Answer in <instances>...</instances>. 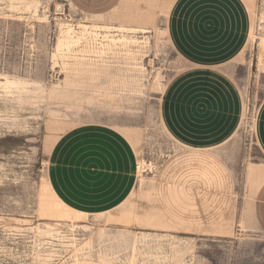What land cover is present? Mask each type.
Wrapping results in <instances>:
<instances>
[{"label":"rangeland","instance_id":"rangeland-1","mask_svg":"<svg viewBox=\"0 0 264 264\" xmlns=\"http://www.w3.org/2000/svg\"><path fill=\"white\" fill-rule=\"evenodd\" d=\"M263 99L264 0H0V264H264L237 164ZM94 127L136 158L130 190L89 213L52 160Z\"/></svg>","mask_w":264,"mask_h":264},{"label":"crops","instance_id":"crops-1","mask_svg":"<svg viewBox=\"0 0 264 264\" xmlns=\"http://www.w3.org/2000/svg\"><path fill=\"white\" fill-rule=\"evenodd\" d=\"M254 114L251 123L243 128L251 131L248 153L237 164L241 166L243 220L248 230L264 234V99ZM214 115L218 121L213 126V141L219 145L227 136L226 108ZM132 128L140 142V132ZM62 134L54 151L52 179L67 205L94 213L130 190L136 146L118 129H68Z\"/></svg>","mask_w":264,"mask_h":264},{"label":"bare ground","instance_id":"bare-ground-1","mask_svg":"<svg viewBox=\"0 0 264 264\" xmlns=\"http://www.w3.org/2000/svg\"><path fill=\"white\" fill-rule=\"evenodd\" d=\"M33 5H34V9H35V11H36L37 8H38V2L33 3Z\"/></svg>","mask_w":264,"mask_h":264}]
</instances>
